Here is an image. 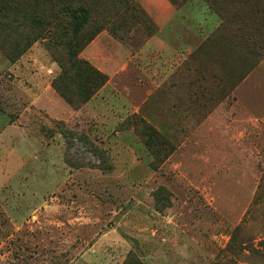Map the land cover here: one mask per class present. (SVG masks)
I'll use <instances>...</instances> for the list:
<instances>
[{
    "label": "rangeland",
    "instance_id": "374dc122",
    "mask_svg": "<svg viewBox=\"0 0 264 264\" xmlns=\"http://www.w3.org/2000/svg\"><path fill=\"white\" fill-rule=\"evenodd\" d=\"M238 9L264 22V0H0V264H264V57ZM75 45L107 78L77 111L52 88Z\"/></svg>",
    "mask_w": 264,
    "mask_h": 264
},
{
    "label": "trees",
    "instance_id": "16d2710c",
    "mask_svg": "<svg viewBox=\"0 0 264 264\" xmlns=\"http://www.w3.org/2000/svg\"><path fill=\"white\" fill-rule=\"evenodd\" d=\"M238 11L237 24L239 25L236 24L238 27L233 31L237 46L247 54H252L254 49H261V56L264 57V44L261 42L263 40L262 38H264V22L262 15L257 11H250L244 15L240 14L241 10L238 9L234 12L233 16H236ZM81 51L82 48H77L75 45L69 48L68 60L66 63L62 64L57 60L61 65L62 71L58 78L52 83L54 91L75 111L79 110L82 105L88 103L107 82V78L104 74L95 69L89 62L79 57ZM251 68H249V70H251ZM239 79L240 78L234 80V84H236ZM234 84L231 89L225 90V99L230 96L232 89L235 87ZM140 122L142 121L140 120ZM68 135L70 139L75 136L72 133H68ZM141 135L145 137L147 147L153 150L155 154L154 161L158 165L164 163L175 151L173 145L164 141L155 129L145 124L141 130ZM74 140L87 144L86 139L80 136H75ZM71 145L72 143H67V150ZM162 149L166 151V155L160 158L159 153ZM94 153H98V168H108L109 165L108 162H106L104 151L97 152L94 150ZM65 160H67L70 166H73V163L68 161L69 159L66 155ZM239 230L240 229L237 228L233 231L229 246L226 249L227 252H232L235 249ZM239 249L240 248L235 249V252L237 251L238 254L241 255L242 252H239Z\"/></svg>",
    "mask_w": 264,
    "mask_h": 264
},
{
    "label": "crops",
    "instance_id": "0c3cea01",
    "mask_svg": "<svg viewBox=\"0 0 264 264\" xmlns=\"http://www.w3.org/2000/svg\"><path fill=\"white\" fill-rule=\"evenodd\" d=\"M49 94H50L51 96H53L52 93H51L50 91L45 92L44 96L49 95ZM45 98H46V97H45ZM53 98H54V97H53ZM46 99H47V98H46ZM54 99H55V98H54ZM44 100H45V99H44ZM44 100H43V103H44Z\"/></svg>",
    "mask_w": 264,
    "mask_h": 264
}]
</instances>
